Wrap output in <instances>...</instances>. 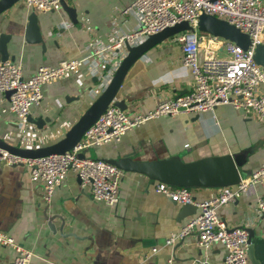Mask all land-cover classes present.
Masks as SVG:
<instances>
[{"label":"crops","instance_id":"1","mask_svg":"<svg viewBox=\"0 0 264 264\" xmlns=\"http://www.w3.org/2000/svg\"><path fill=\"white\" fill-rule=\"evenodd\" d=\"M66 1L76 7L80 24L63 8L36 11L42 42L26 39L34 10L25 0H17L0 13V34L12 35L8 52L10 57L16 56L26 78L41 66L82 58L92 51L89 46L96 40L107 44L112 33L128 32L137 25L132 13L122 14L132 0ZM68 21L73 26L62 27ZM191 82L192 75L182 62V45L169 37L130 67L117 100L125 101L129 114L145 113L169 96L187 93ZM94 88L86 65L66 78L44 84L43 101L32 107V122L23 132L6 94H0V139L13 146L29 141L26 147L34 151L57 145L98 97ZM40 120L44 123L38 125ZM85 155L124 170L115 206L95 200L74 171L48 203L27 166L0 163V230L33 252L30 264H165L172 251L165 240L199 210L194 213L195 208L174 203L157 192V184L188 187L198 201L223 187H236L264 162V122L245 118L241 109L223 104L199 115L150 119L129 130L120 141L90 147ZM151 163H158V176ZM263 195L264 186L257 184L236 201L221 206L218 215L229 227L246 225ZM47 207L49 215H57L56 231L45 218ZM249 226L263 242L255 248L264 246V215ZM226 253L221 244L206 250L188 239L176 249L174 264H205L204 260L226 264ZM15 256V249L0 244V264H12ZM250 264L255 263L250 259Z\"/></svg>","mask_w":264,"mask_h":264},{"label":"built area","instance_id":"2","mask_svg":"<svg viewBox=\"0 0 264 264\" xmlns=\"http://www.w3.org/2000/svg\"><path fill=\"white\" fill-rule=\"evenodd\" d=\"M34 11L54 12L62 10V0H25ZM132 13L137 25L128 32H114L110 42L96 40L92 50L82 58L66 59L56 66H41L35 74L26 78L22 65L12 60H0V94L13 91L10 109L20 119L21 131L30 127L29 116L35 105H40L44 95L42 87L77 73L86 65L89 74L97 77L100 94L111 83L116 71L131 48L147 41L151 36L182 22L190 29L174 36L182 45V62L192 75L190 90L185 94L169 96L161 100L149 112H134L109 104L99 118L85 131L81 140L64 153H54L36 158L23 157L0 146V163H23L30 171L31 180L41 187L46 202H50L57 187L64 184L70 171L88 188L95 200L115 206L120 200V187L124 170L110 161L80 157L79 154L93 146L120 141L129 130L161 116L181 113L202 114L217 106L231 104L241 109L245 118L264 122V67L256 60L259 43H264V0H132L122 14ZM202 14L224 19L250 36L248 48L221 36L199 29ZM71 21L62 27H71ZM223 53L224 56L219 55ZM25 141L22 147L29 145ZM264 186V162L253 173L243 178L236 187H223L211 197L198 201L188 187H172L157 184V192L163 193L180 204H193L199 212L178 231L165 240L172 248L165 264H174L175 251L188 239H194L198 247L209 250L216 244L225 247L226 264H250L249 225L264 215V195L259 197L246 225L229 227L218 215V209L236 201L255 185ZM0 244L16 251L12 264H30L33 252L21 246L13 237L0 230ZM154 252L158 248H153ZM205 264H209L205 261Z\"/></svg>","mask_w":264,"mask_h":264},{"label":"water","instance_id":"3","mask_svg":"<svg viewBox=\"0 0 264 264\" xmlns=\"http://www.w3.org/2000/svg\"><path fill=\"white\" fill-rule=\"evenodd\" d=\"M17 0H0V13L15 3ZM62 8L69 14L70 19L75 24H80L77 18V9L76 7H72L68 4L66 0H62ZM190 25L188 22H182L175 26L169 27L164 31L151 36L147 41L142 43L141 45L131 48L128 55L125 57L123 62L121 63L119 69L116 71L114 78L112 79L110 85L102 91L98 97L93 101L90 107L85 111V113L81 116V118L75 123V125L71 128V130L67 133V136L61 140L57 145L52 147L43 148L39 150H32L30 148H24L21 146H13L0 139V146L8 149L9 151L21 155L23 157H31L36 158L40 156L50 155L54 153H64L71 148H73L83 137L85 131L99 118V116L107 109L110 103H114L115 105L121 107L122 109H126V103L124 100H117V94L119 89L122 86L124 78L128 73L130 67L140 59L148 50L152 47L156 46L163 40L174 36L175 34L190 29ZM199 29L203 32L212 34L214 36H221L231 41H235L237 44L243 46L244 48H248L251 44L250 36L247 33H244L235 25L229 23L224 19H220L216 16L209 15V14H202L199 20ZM26 39L28 41L33 42H42L43 36L40 32V27L38 25V15L36 11H34L29 18V23L26 28L25 33ZM12 35L1 33L0 34V52L2 54L1 61H6L11 59L12 61L16 60V56L10 54L8 52L7 44L11 40ZM256 60L258 63L262 64L264 67V43H259L257 45L256 50ZM97 77H93V81L97 82ZM92 90H95L92 89ZM13 91H8L6 96L10 99L11 94ZM199 115V114H198ZM32 122L31 115L29 116V122ZM35 122V121H34ZM38 125L40 123H44L43 120L36 122ZM80 157H85L84 153L79 154ZM6 164V163H2ZM158 163H151L150 167L153 169L154 175L160 174V168H156ZM19 165H24L20 163ZM184 170V169H183ZM79 181L81 182L80 178ZM177 203L176 201H173ZM188 207L195 208L194 213H196L197 207L193 204H187ZM48 208L45 209L44 215L45 218L48 220V224L53 231L57 230L55 219L57 215H49ZM250 231V247H249V258L255 264H262L264 263V246L256 249V245L262 244V239L255 236L254 230L249 228Z\"/></svg>","mask_w":264,"mask_h":264},{"label":"rangeland","instance_id":"4","mask_svg":"<svg viewBox=\"0 0 264 264\" xmlns=\"http://www.w3.org/2000/svg\"><path fill=\"white\" fill-rule=\"evenodd\" d=\"M221 56H224L223 53H221ZM97 82H94V86H95V89L97 88V91H98V86H97ZM263 90H264V86H263ZM20 125V124H19ZM24 143L21 142V145H23Z\"/></svg>","mask_w":264,"mask_h":264}]
</instances>
